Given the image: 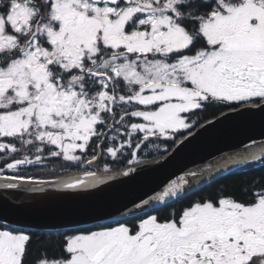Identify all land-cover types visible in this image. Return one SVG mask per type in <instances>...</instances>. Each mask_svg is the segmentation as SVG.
<instances>
[{
  "label": "snow or ice",
  "instance_id": "snow-or-ice-1",
  "mask_svg": "<svg viewBox=\"0 0 264 264\" xmlns=\"http://www.w3.org/2000/svg\"><path fill=\"white\" fill-rule=\"evenodd\" d=\"M245 114L264 118V0H0V264H264V176L203 192L264 169L255 140L65 230L12 191L101 196L141 152ZM49 162L80 171L29 174Z\"/></svg>",
  "mask_w": 264,
  "mask_h": 264
},
{
  "label": "water",
  "instance_id": "water-1",
  "mask_svg": "<svg viewBox=\"0 0 264 264\" xmlns=\"http://www.w3.org/2000/svg\"><path fill=\"white\" fill-rule=\"evenodd\" d=\"M253 140L256 144L264 142V118L259 114H245L225 120L215 127L200 130L195 139L169 158L161 157L138 165L135 179L129 180L127 177L117 176V180L110 188H106L101 196L71 197L54 207L41 204L34 207L35 210L29 214L28 219L37 226L71 225L94 214L98 210L95 206L96 202L102 198H116L117 201L128 198L159 183L172 173L180 174L184 170L195 168L213 156L236 151L242 143H251ZM223 174L225 173L221 175ZM6 191L8 190L0 189V195H4ZM12 191L17 192V190Z\"/></svg>",
  "mask_w": 264,
  "mask_h": 264
},
{
  "label": "trees",
  "instance_id": "trees-1",
  "mask_svg": "<svg viewBox=\"0 0 264 264\" xmlns=\"http://www.w3.org/2000/svg\"><path fill=\"white\" fill-rule=\"evenodd\" d=\"M219 113H217L218 115ZM212 118L211 116L209 119ZM163 149V145L160 146L159 149L150 148L148 149L147 153H144V155L150 156V159H156L161 156V152ZM253 163L251 166L245 165V166H238L239 168H243L246 170H241L239 172L236 171V169H233L232 175L223 174L221 175L222 178L217 180L216 184H212L209 187H204L203 192H211L214 190V188L218 184H223L230 186L232 190H239L241 187H243L246 183H249L255 179L261 178V176H264V169L260 168H254ZM48 169H54V172H49ZM117 168H115V165H113V171H116ZM80 169L76 167H70L67 169V171H63L59 169L58 165L55 162H49L47 165V168L42 167H31L29 168V174L35 175L37 178H51L56 176H62V175H69L72 173L79 172Z\"/></svg>",
  "mask_w": 264,
  "mask_h": 264
},
{
  "label": "flooded vegetation",
  "instance_id": "flooded-vegetation-1",
  "mask_svg": "<svg viewBox=\"0 0 264 264\" xmlns=\"http://www.w3.org/2000/svg\"><path fill=\"white\" fill-rule=\"evenodd\" d=\"M161 157H162V156H160V157H158V158H161ZM158 158H156V159H158ZM139 159H141V160L143 161L141 164L149 163V162H152V161L156 160V159H150V156H148V155H144L143 152L140 153V155H139ZM141 164H140V165H141ZM252 166H253L254 168H259L258 163H256V162H253V165H252ZM120 167H122V166H117V165H115V168H117V170L114 171V172H119V171H120ZM237 167H238V166H237ZM53 178H54V177H51V178H38V179H53ZM255 180H256V179H255ZM71 197H72L71 195H68V194H65V193L57 194V195H55V196H53V197H51V198H49V199H46V200H44V201L34 202V207H38V206L41 205V204H42V205H46V206H48V207H50V206L54 207V206L58 205L60 202H65V201L69 200ZM71 225H72V224H71ZM71 225H66V226H61V227H46V226H39V227H41V228H43V229L65 230V229H67V228H68L69 226H71ZM36 239H37V240L43 239L45 242H47V240H48L47 237H43V238H41V237H39V236L36 237ZM52 239H54V238H52ZM38 248H39V245L34 243V245H33V249H34V251H37Z\"/></svg>",
  "mask_w": 264,
  "mask_h": 264
},
{
  "label": "bare ground",
  "instance_id": "bare-ground-1",
  "mask_svg": "<svg viewBox=\"0 0 264 264\" xmlns=\"http://www.w3.org/2000/svg\"><path fill=\"white\" fill-rule=\"evenodd\" d=\"M264 142H261L259 144L254 145V148H258L260 146V144H262ZM234 152V151H232ZM117 180V177L115 180L113 181H109L108 183L111 185L113 184L115 181ZM90 191H94V190H90ZM63 192H56L55 190H49V192L47 193H23V192H19V190H17V194L29 198L31 199L33 202H38V201H44L46 199H49L57 194H62Z\"/></svg>",
  "mask_w": 264,
  "mask_h": 264
}]
</instances>
